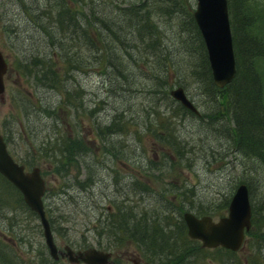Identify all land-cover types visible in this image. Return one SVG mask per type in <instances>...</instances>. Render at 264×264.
<instances>
[{
	"label": "rangeland",
	"instance_id": "1",
	"mask_svg": "<svg viewBox=\"0 0 264 264\" xmlns=\"http://www.w3.org/2000/svg\"><path fill=\"white\" fill-rule=\"evenodd\" d=\"M51 1L6 0L5 6L4 0L0 3L5 10L0 16V36L5 41H1L0 46L4 52L11 53L16 62L22 49L25 52L22 61L29 59L32 71L40 65L33 67L31 54L43 51L44 62L40 64L46 71L53 68L58 76L55 84L47 77L43 85H37L31 75L14 74L15 79L7 81L4 94L0 95V132L4 134L9 152L26 170L32 166L40 168L46 182L43 202L61 214L56 226L64 230L68 239L83 244L141 250L143 241L131 231L140 220L145 232L153 234V238L169 236L167 246L172 249L168 250L179 264H264V224L259 215L252 221L251 231L245 233L243 245L236 253L223 246H203L200 239L187 233L183 235L187 241L175 242L177 232L171 231L182 227L185 210L197 215L209 214L215 220L227 214L231 196L240 182L249 187L251 205L258 208L264 199V165L254 164L248 155L232 145L230 122L211 124L209 120L214 117L206 121L201 117L214 109L198 80L201 62L197 51L201 52V47L190 38V23L183 26L187 29L180 30L183 22H190L196 0H95L94 13L98 16L100 10L104 11L109 21L120 26L124 46L113 43L125 66L120 78L113 65L105 70V63L97 60L96 47L73 43L70 53L66 50L73 55L68 58L59 46L52 45L49 33L56 31V25L47 16ZM139 3L141 15L146 7L150 8L161 30L160 45L164 54L168 51L165 56L147 58L138 49L142 42L136 40L139 44L133 45L135 40L127 33L132 27L119 7L129 8ZM70 4L87 12L91 1L75 0ZM246 4L254 5L256 12L264 8L259 0H249ZM156 5L167 7L169 14L158 12ZM246 10L244 7L243 13ZM253 15L255 26L256 14ZM235 18L242 20L237 15ZM230 20H233L230 21L232 27L235 21L232 16ZM257 25V31L262 32ZM113 55L109 51L105 59L111 60ZM28 64L25 65L27 70ZM162 66L163 73L160 72ZM157 72L166 79L163 87L158 81L159 74L155 75ZM178 84L184 87L201 116L182 109L171 98L169 91ZM75 91L77 105L71 106L69 98ZM80 105L83 108L76 111ZM26 110L33 111V117ZM116 114V124L122 122L123 128L113 127L110 132L106 129L101 139L97 134L99 128L90 122L89 115L96 120L95 126L97 123L111 126ZM160 124H164L162 128L166 131L163 136L177 138L182 154L170 148L166 138L157 137L161 135ZM150 126L154 135L148 132ZM61 130L63 134L75 136L83 150L81 153L67 159L61 152L55 151L53 155L52 146ZM85 133L90 142L83 144L79 136ZM55 159L62 162L56 163ZM0 182V261L2 264H29L36 245L31 251L28 238L35 243L40 239L36 231L41 223L39 214L28 210L14 185L11 189V183L1 177ZM112 220L113 224L107 229V223ZM155 222L160 229L150 232ZM38 231L40 233L41 229ZM19 234L24 235L23 239L17 237ZM164 250L167 249L161 251Z\"/></svg>",
	"mask_w": 264,
	"mask_h": 264
},
{
	"label": "trees",
	"instance_id": "2",
	"mask_svg": "<svg viewBox=\"0 0 264 264\" xmlns=\"http://www.w3.org/2000/svg\"><path fill=\"white\" fill-rule=\"evenodd\" d=\"M71 1L74 2L75 0ZM71 1L52 0L50 3V6L47 10V16L50 18L51 23L54 22V24L56 25V31L51 30V33L48 32L49 36L52 39V45L59 46L60 49L63 50L64 55H66L70 51V47L73 43L76 42L79 44L84 43L83 45H89V47H92L93 49L96 47L97 51H99L97 60H101L105 63V70L111 65H113L117 69V73H119L118 76L120 78L122 73L124 72L125 66L120 61V58L122 59V57L117 56V50H115V47L113 45V43L115 42H119L121 45L124 44V41L121 39L120 35V26L118 25V23H114V21H109L106 18L108 17L107 13H105L104 11L100 10L101 14L98 16L97 12L96 14L94 13L97 1L89 0V3L91 1L92 6L89 5V10L87 12L83 10L81 11L77 8L76 5L74 6V4H70ZM248 1L249 0L228 1V11L230 13V16H232L235 21V24L232 25L231 28L237 70L233 80L222 89L217 88L213 84L206 48L203 39L197 29V26L194 22L192 14L190 15V22L189 20H185L186 22H183V24L180 26V30L187 29V27L183 28V26L186 23H190V28L192 29L190 30V32L192 33V36L190 38L197 47H201V52H198L195 48V51H197L199 60L201 62V73H199L198 80L202 82L204 91L207 92L206 94L209 96L210 100H212L214 104V109L212 110V112H210L209 114H203L205 121L208 120L209 117H214L210 118L211 120H209L211 124H216L217 121L218 123H221L222 121L230 122L232 126L230 128L232 136V145H235V147L241 150L242 153L248 155V157L252 159V161H254V164L258 162L264 165V8L258 12L253 11L254 5L246 4V2ZM259 1L262 2L264 6V0ZM172 3V7H174L175 1H173ZM156 7L158 8V12L161 11V13H164L165 15L168 14V12H166L167 7H162L160 5H156ZM244 7L247 9L246 13H243ZM149 9L150 8L146 7L143 11V14L141 15L140 3L135 5L134 7L129 8L119 7V11L122 10L123 14L127 16L124 18L125 21L128 20V23L132 27L127 33L129 34V36H132L131 39H133V41L135 40V44L133 45L142 42L141 48L138 49L142 50V52L147 56V58L161 55L165 56L166 54H168V51L166 54H164L161 48V30L157 26V23L153 19ZM248 11H250L251 13H249ZM252 13L256 14L255 26H253L254 15ZM80 15L83 23L82 26H80L79 28L77 17H79ZM235 15L239 16V18H241L242 20L236 19ZM115 19H117V17ZM230 21L231 23L233 22V20ZM237 21H239V23H237ZM238 24L241 25V27L238 26ZM257 24H259V27L262 32L257 31ZM252 31L254 32V34L252 33ZM94 32L95 36L93 35ZM62 36H64V39L60 40ZM136 40L139 43L136 42ZM123 46L124 45H122V47ZM109 51H112L114 53L111 60L105 59V57L108 56ZM31 55V63L33 67L40 65V67L36 71V74H34L33 76V79L38 82L37 85L39 83H44V79L47 77L51 80V82H53L52 84L57 83L58 76H56V70L51 68L49 71H46L44 65L40 64L44 62V60H42L44 56L43 51L42 54L40 52H34ZM66 56L68 58H72L73 55L67 54ZM69 61H71V59H69ZM45 65H47V63H45ZM99 65H101V63H99ZM28 68L30 69L29 64ZM29 69L28 72L31 71ZM160 72H164L163 66ZM161 73L157 72L155 75L157 76L159 74L158 81L161 84L160 87H163V84L166 82V79L161 77ZM164 93L168 92L164 90ZM76 98H78V95L75 91L72 96H70L68 103H70L71 106H76ZM76 108L77 111L78 109H82L83 107H81L80 105ZM181 108L184 109L183 107ZM83 111H85V109ZM81 115H83V113H81ZM116 116L117 114L113 116L112 122L109 124H113L111 126H104L98 123L97 126H95L96 120L93 118V116L91 118V116L89 115L90 122L94 125L95 128H99L97 134L98 136H100L101 139H104L106 129H109L110 132L113 127L115 129L123 128L122 122L116 124L118 120ZM130 124L132 125V122H130ZM101 127L103 128L101 129ZM162 127H164V124H160L158 132L161 135H158L157 137L162 139L166 138L168 140V146H170V148L172 149H177L178 152L182 154V151L180 150L177 144V138L175 140L173 138V135L163 136L162 134H165L166 131ZM148 132L154 135L153 126H150L148 128ZM61 133H59V138L57 139V141L54 142L52 146L53 155H55L56 152H61L64 153V157L65 159H67V157H72L77 153H81L83 151L81 149V146H78V144L76 143L77 141L75 136L71 137L67 132L63 134V130H61ZM55 162L60 163L62 162V159H55ZM0 177L5 182L11 183L1 173ZM10 188H14L13 183H11ZM254 207L255 206L251 205L252 221L256 220L258 218L257 216L259 215L264 224V199L262 200L258 208ZM136 222V225H133V230L131 231L133 234H136L138 236L139 241H144V243L147 244L148 248L152 250L156 247L157 249L161 250L172 249L171 246H167L168 241L170 240L169 236H164L162 238H156L155 236L153 238V234H149L147 230L145 232V227L143 224H141L140 220ZM111 224H113V220L107 223V229H109ZM154 224L157 225L156 222L153 223L150 227V232H153V230L159 231L160 227H157ZM186 229V225L183 222L182 227L177 226L174 228V230H171L175 231V233L177 232L178 240L175 239V242L187 241V239H183L184 233H187ZM250 231L251 228L249 229V232ZM155 234L158 235L157 233ZM182 251L184 252V248L182 249ZM250 264L258 263L251 262Z\"/></svg>",
	"mask_w": 264,
	"mask_h": 264
},
{
	"label": "water",
	"instance_id": "3",
	"mask_svg": "<svg viewBox=\"0 0 264 264\" xmlns=\"http://www.w3.org/2000/svg\"><path fill=\"white\" fill-rule=\"evenodd\" d=\"M228 0H196L193 16L209 54L210 67L214 82L222 86L235 73V56L229 21ZM6 62L0 52V95L4 94L3 73ZM171 93L180 97L193 108L192 101L185 95L182 87L177 86ZM0 173L12 182L22 193L27 205L39 214L44 235L51 249L53 244L49 221L45 214L43 194L46 182L38 166L26 170L9 152L6 141L0 132ZM252 210L248 188L242 183L236 188L228 204V212L217 220L209 214L197 215L185 211L183 219L187 233L192 238L200 239L203 246H223L232 250L242 247L245 232L251 227ZM108 252L90 247L80 252L81 258L91 264L105 262ZM97 261V262H96ZM0 264L1 261H0ZM150 264V263H147Z\"/></svg>",
	"mask_w": 264,
	"mask_h": 264
},
{
	"label": "flooded vegetation",
	"instance_id": "4",
	"mask_svg": "<svg viewBox=\"0 0 264 264\" xmlns=\"http://www.w3.org/2000/svg\"><path fill=\"white\" fill-rule=\"evenodd\" d=\"M0 3H2V0H0ZM5 4H6V0H4L3 6H5ZM2 10H4V8L0 7L1 17H2L1 15ZM77 22L80 28V26H82L81 15L77 17ZM2 26H4V24ZM7 27H14V25L7 24ZM1 41H3V39L0 36V44H1ZM3 43H5V41H3ZM0 52L7 65L3 73L4 90H5V85L7 81L11 79H15V78H12L14 74L17 75L18 77H20L22 74H24L25 77H27L31 75L29 74L30 72H33L31 77H33L34 74H36L37 70L34 69L28 72L27 68L25 67V65L29 63V59L27 60L25 59L24 61H22V59L25 58L24 56L25 52H23L22 49H20L19 51L21 53V56L18 57V60L16 62L12 60L11 53L9 52L5 53L4 50L1 48V46H0ZM26 112L31 113L33 117V111L26 110ZM29 113H27V115H29ZM69 129L71 128L69 127ZM90 131H92V125L90 127ZM2 135L4 136L3 133ZM86 135L87 133H85V135L79 136V140L81 139L84 140L83 144L90 142L89 141L90 139ZM29 208L28 210H31V213H35L38 215L37 212ZM44 210H45V214L48 218L49 225L52 231V239H53V244L55 248L53 247L51 249V246L47 243L46 238L43 234L44 229L41 228L42 225L40 223L39 229H41L42 234H41V231L39 233L38 231L39 229H36L37 235H40V239L37 240V242L35 243V241L32 242L30 241V238H28L31 251H33L36 245V249H34L35 254L31 255L30 253L33 259L29 261V264H91V263L86 262L80 256V252L84 253V251L90 247H94L98 250H103L105 252H108L105 262L101 264H147V263H150V264H173V263L179 264L177 261H175L173 257V252L171 250L167 249V250L161 251L160 249H157V248L152 250L148 248L147 244L144 242H142L144 244L141 250L129 249L127 246L126 248H121L119 246L120 248L106 249L104 248V246H101L99 244H88L87 245V244L81 243V241L79 240L77 241L76 239H71V238L68 239L67 238L68 236L64 234L65 233L64 230L62 228L59 229L56 226V223L61 220L60 212L55 210V208L52 207L50 204H44ZM34 225L38 226V223H34ZM17 237H20V239H23L24 235L19 234V236L17 235ZM42 237H43V240H42ZM229 251L231 253H236V250L229 249Z\"/></svg>",
	"mask_w": 264,
	"mask_h": 264
},
{
	"label": "bare ground",
	"instance_id": "5",
	"mask_svg": "<svg viewBox=\"0 0 264 264\" xmlns=\"http://www.w3.org/2000/svg\"><path fill=\"white\" fill-rule=\"evenodd\" d=\"M169 14V13H168ZM168 17V16H167ZM192 17H193V19H194V22H195V24H196V26H197V23H196V21H195V18H194V16H193V12H192ZM229 21H230V15H229ZM230 27H231V23H230ZM197 29H198V31H199V33H200V35H201V37H202V34H201V30H199V28H198V26H197ZM231 33H232V28H231ZM202 39H203V37H202ZM203 42H204V39H203ZM204 45H205V48H206V44H205V42H204ZM92 52V51H91ZM206 53H207V50H206ZM209 54L207 53V58H208V62H209ZM234 56H235V51H234ZM209 66H210V62H209ZM26 67V66H25ZM210 70H211V74H212V81H213V84L217 87V88H219V89H222V88H224L227 84H229L232 80H233V78H234V76H235V74H236V70H237V65H236V57H235V73H234V75H232V77L230 78V80H228V82L227 83H225L224 85H222V86H218L215 82H214V79H213V77H214V75H213V72H212V68L210 67ZM32 73L33 72H31V75H32ZM37 76V75H36ZM177 86H180V87H182L183 88V90H184V93H185V95L189 98V96L187 95V93L185 92V89H184V87L182 86V85H180V84H178ZM177 86H175V87H172L171 89H170V91H169V94H170V96H171V98L175 101V102H177L181 107H183L184 109H186L187 111H189L190 113H193L194 115H197V116H201L202 114H201V112L199 111V109L197 108V106L195 105V103L193 102V100L192 99H190L191 101H192V103H193V108H190L186 103H184L183 101H182V99L180 98V97H178V96H176V95H174L173 93H171V90L173 89V88H176ZM116 117H118V115L116 116ZM202 117V119H205L204 117H203V115L201 116ZM6 141V140H5ZM12 155V154H11ZM242 183H245V182H240V183H238L237 184V186H236V188H238V186L240 185V184H242ZM246 184V183H245ZM246 186H247V188H248V195H249V187H248V185L246 184ZM236 188H235V190H236ZM235 190H234V192H235ZM233 192V193H234ZM233 195V194H232ZM250 198V197H249ZM251 203V202H250ZM108 209H110V207H108ZM186 211V210H185ZM184 211V212H185ZM188 211V210H187ZM190 211V210H189ZM184 212L182 213V218H183V214H184ZM48 219V218H47ZM41 225H42V223H41ZM42 228H43V225H42ZM51 229V228H50ZM187 230V229H186ZM51 233H52V231H51ZM246 233V232H245ZM188 234V233H187ZM189 236V235H188ZM144 242V241H143ZM237 251V250H236Z\"/></svg>",
	"mask_w": 264,
	"mask_h": 264
}]
</instances>
